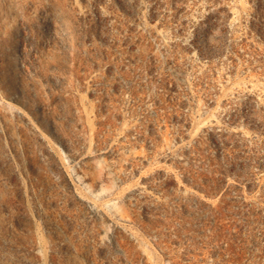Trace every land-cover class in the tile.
<instances>
[{"label": "rangeland", "instance_id": "374dc122", "mask_svg": "<svg viewBox=\"0 0 264 264\" xmlns=\"http://www.w3.org/2000/svg\"><path fill=\"white\" fill-rule=\"evenodd\" d=\"M0 264H264V0H0Z\"/></svg>", "mask_w": 264, "mask_h": 264}]
</instances>
